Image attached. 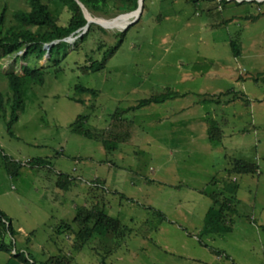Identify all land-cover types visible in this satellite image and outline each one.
<instances>
[{
  "label": "rangeland",
  "instance_id": "1",
  "mask_svg": "<svg viewBox=\"0 0 264 264\" xmlns=\"http://www.w3.org/2000/svg\"><path fill=\"white\" fill-rule=\"evenodd\" d=\"M42 1L57 24L68 23L67 6ZM116 2L108 0V13L83 9L107 19L133 12H122ZM28 10L27 0H0L5 27L15 24V11ZM126 29L92 22L83 40L73 32L51 59L48 47L40 59L35 51L25 60L24 50L0 55V211L8 220L0 234L8 251L0 248V264L10 258L17 264H264L263 169L259 185L257 174L238 176L239 202L219 224L228 232L201 231L203 206H212L208 195L197 202L192 190L170 187L184 180L216 192L212 180L224 177L233 152L246 162L263 156L264 0H143ZM94 63L101 67L87 69ZM25 64L43 67L44 82L23 87L12 136L7 73L22 75ZM168 89L176 95L130 109ZM254 97L261 100L250 113ZM188 116L192 126L183 128ZM77 118L89 136L71 130ZM214 128L223 131L220 141L208 138ZM173 149L174 158L168 155ZM35 158L46 162L26 164ZM10 164L19 167L17 175L8 172ZM96 176L106 178V188ZM58 178L69 188H58ZM178 200L184 206L176 207ZM187 203L194 206L192 224L182 221ZM95 205L126 232L112 239L101 228L82 242L57 232L61 222L77 231V209ZM16 251L22 259L13 257Z\"/></svg>",
  "mask_w": 264,
  "mask_h": 264
},
{
  "label": "trees",
  "instance_id": "2",
  "mask_svg": "<svg viewBox=\"0 0 264 264\" xmlns=\"http://www.w3.org/2000/svg\"><path fill=\"white\" fill-rule=\"evenodd\" d=\"M30 6V10L28 11H15L13 13V19L15 24L5 27V19L4 15L0 14V55L8 56L13 55L14 53H18L21 50H24L22 54V58H25L30 54L31 51L37 52V58L40 59L44 56L45 50L42 48L44 44L51 43L56 41V43L52 44L50 47V59L52 58V52L66 44L63 40L68 37L72 32L84 26L86 23V19L83 15L82 9L78 4V1L84 4L88 9L97 12L108 13L109 5L108 0H54L60 3H63L71 12V16L66 25L57 24L56 20L53 18L52 13L48 9L47 3L42 0H27ZM227 2V0H223ZM117 9H120L122 12L132 11L137 8V0H118ZM249 18V17H246ZM90 22L89 24H91ZM91 27V26H90ZM125 29V28H124ZM123 29V30H124ZM90 28L88 29V31ZM127 30V29H126ZM125 30V31H126ZM88 31L81 36V40H83ZM124 31V32H125ZM233 45V54L235 56L240 55V49H238L234 43ZM106 59V56L103 58V61ZM102 61V62H103ZM101 67V64H92L87 67V69H91L93 71L98 70ZM23 73L22 75H17L15 73H7L8 85L11 92V97L7 100L8 104L11 108V120L7 123V131L9 134L14 136L12 132V124L17 119V111L22 106V91L23 87L30 84H43L44 82V71L43 67H30L27 64L23 65ZM80 91L91 92L95 95V91L83 86L78 87ZM176 95L175 91L166 90L158 95L151 96L149 98H145L139 100L138 104L130 109L139 108L151 103H160L165 100ZM3 98L0 96V118H5V107H4ZM116 112V116L119 113ZM80 118H77L75 122L71 124V130L73 132H77L80 134H84L89 136V132L83 129L79 124ZM84 120V119H82ZM81 120V121H82ZM83 122V121H82ZM215 130L209 131V138L211 139L213 136L220 141L222 136V131L219 128H214ZM215 141V140H214ZM213 141V142H214ZM230 166L225 169L226 177H222L219 181L218 178H213L212 184H219V188L216 192L212 191V193L205 192L204 194L208 195L211 199L212 206L209 211L206 213L204 217V226L201 231L203 233H220V232H228L229 226H219V224L225 223L227 221V212L234 210L233 204L238 202V190L239 184L236 181H232V176L241 175V174H250L255 175L258 173V162L254 159H248L247 162L244 159H235L231 158ZM45 160L42 158L30 159L28 161V165L31 166H42L45 164ZM8 172L11 175L18 174L19 167H13L7 165ZM61 178V177H60ZM57 180V187L61 189H68L70 183L65 179ZM226 196H221L222 194ZM158 213L162 218H165L164 214L161 212ZM8 220L0 211V234L6 232V222ZM232 222V219L230 220ZM72 222L77 226V231L73 228L72 223L61 222L58 226L60 232H70L75 234L77 239L82 241H87L91 238L98 229L105 228V231L113 237L121 236L126 232L125 227H123L119 221L115 218H112L108 214H106L103 209H100L99 206H91L85 207L82 206L77 209L76 216L72 219ZM10 225V224H9ZM11 232V225L8 228ZM12 234V232H11ZM117 242H115L114 247H117ZM113 247V249H115ZM4 250L8 251L7 246H0ZM112 249V250H113ZM13 252V250H12ZM18 251L13 257L19 256ZM8 264H17L16 260H12V258L8 259ZM20 261V260H19Z\"/></svg>",
  "mask_w": 264,
  "mask_h": 264
},
{
  "label": "crops",
  "instance_id": "3",
  "mask_svg": "<svg viewBox=\"0 0 264 264\" xmlns=\"http://www.w3.org/2000/svg\"><path fill=\"white\" fill-rule=\"evenodd\" d=\"M234 97H232V99H233ZM256 100H261L260 98H256V97H254V98H252V102H253V105L252 106H250V104H248L247 103V107H250V113H251V108H255V101ZM186 120L187 121H182L183 123H182V127L183 128H186V127H191L192 126V121H191V118H190V116H188V118H186ZM174 127L175 126H173L172 127V130H173V132H174ZM123 130V129H122ZM125 131H128L127 129H125ZM222 133H223V131H222ZM204 134V136L206 137V139H208L209 138V136H208V138H207V134L205 135V133H203ZM186 135V134H185ZM187 136H188V139H190V136H191V134L189 133V134H187ZM207 143L209 144V146H211L210 145V143H209V141H207ZM209 148H211V147H209ZM221 148V150H227V148H225L224 146H221L220 147ZM178 150H179V147L177 148ZM211 150V149H210ZM234 151V150H233ZM176 152V149H173V152L171 153V151H170V153H168V155H169V157H173L174 158V153ZM235 153L236 152H233L232 154H233V156L235 157ZM228 155H229V151H228ZM261 155V154H260ZM223 157H225V156H223ZM249 159H251V158H249ZM252 159H255L256 161H258L259 163H260V166H259V168H258V173L259 174H257L258 175V178L256 179V181H257V184L259 185L262 181V172L260 171V169H263L264 170V153H263V156H259L258 154L255 156V157H253ZM226 169V167L224 168V170ZM241 175H247V174H241ZM238 176H240V175H235V176H232V181H236L237 183H238ZM213 177V176H212ZM212 177H210V178H212ZM224 177H226V173H225V175H224ZM95 178H97L98 180H100V182L103 184V186L102 187H104V186H106V182H107V180H106V178H100V177H95ZM209 178V179H210ZM244 182V178H241L240 179V183H243ZM204 183V182H203ZM205 185V184H204ZM203 184H200V185H198V186H194V185H192V186H189V183L188 182H186V181H184V180H181V181H179V182H176V183H173V184H170V187L171 188H173L174 190H181V189H183V191L182 192H186V194H188L187 192L188 191H193L194 192V195H196V197H195V200L197 201V202H201V200H203V199H201L200 198V196H202V198H203V196H205L206 194H204V189L206 188L205 186H204ZM207 186V185H206ZM217 186H219V184H217ZM77 188V192H79L80 190H79V188L78 187H76ZM104 188H106V187H104ZM239 189H240V185H239ZM239 191V190H238ZM238 195V194H237ZM238 197V196H237ZM195 200H194V202H195ZM181 200H178V202H176V207H182V206H184V205H182L181 204ZM186 202V201H185ZM238 202H239V199H238ZM187 204H189L190 205V203H187ZM186 205L185 207H184V210H185V212H186V214H183V217H185L182 221H184V223H189V224H192V223H194V222H189V220L191 219V216L190 215H193L194 214V206L193 205ZM204 208H205V212H204V214H203V216H205L206 215V213L209 211V209H210V207L211 206H207L206 207V205H204L203 206ZM183 217H181V218H183ZM185 221H187V222H185ZM175 222H176V220H175ZM187 223V224H188ZM200 224V223H199ZM262 225H264V224H262ZM203 226H201V228H202Z\"/></svg>",
  "mask_w": 264,
  "mask_h": 264
},
{
  "label": "bare ground",
  "instance_id": "4",
  "mask_svg": "<svg viewBox=\"0 0 264 264\" xmlns=\"http://www.w3.org/2000/svg\"><path fill=\"white\" fill-rule=\"evenodd\" d=\"M139 13V10H135L133 12L127 13V14H121L118 16H115L113 18H102V17H93L90 13L86 12V18L87 21L90 22H96L99 23L100 25L107 27V28H112V29H117V30H123L124 28L127 27V25L137 17V14Z\"/></svg>",
  "mask_w": 264,
  "mask_h": 264
},
{
  "label": "water",
  "instance_id": "5",
  "mask_svg": "<svg viewBox=\"0 0 264 264\" xmlns=\"http://www.w3.org/2000/svg\"><path fill=\"white\" fill-rule=\"evenodd\" d=\"M260 1H262V0H260ZM78 4H79V6L81 7L82 12H83V15H84V17H85V19H86V23H85V25L82 26V27H80L79 29H80V30L83 29V31H84V33H85V30H87V28H88V26H89L90 24H89V22L87 21V18H86V15H85L84 9H83V4H82L81 2H79V1H78ZM142 4H143V0H137V8H136L135 10H139V13L141 12ZM133 11H134V10H133ZM139 13H138V16H137L135 19H133V20L127 25V27H128L129 25H131L132 23H134L135 21H137V19H138V17H139ZM127 27H126V28H127ZM126 28H125V29H126ZM64 40H65V39H64ZM52 44H54V43H53V42L50 43V44L48 45V47H50Z\"/></svg>",
  "mask_w": 264,
  "mask_h": 264
},
{
  "label": "clouds",
  "instance_id": "6",
  "mask_svg": "<svg viewBox=\"0 0 264 264\" xmlns=\"http://www.w3.org/2000/svg\"><path fill=\"white\" fill-rule=\"evenodd\" d=\"M258 1H260V0H258ZM132 11H133V10H132ZM129 26H130V25H129ZM75 31H76V32H75ZM75 31H74L75 33L72 35L73 38H74V36H79V35L82 36L83 33H84V32L81 33V30H80V29H77V30H75ZM72 33H73V32H72ZM72 33H71V34H72ZM71 34H70V35H71ZM84 34H85V33H84ZM70 35H69V36H70ZM66 38H67V37H66ZM66 38H64V39H66ZM64 39H63V40H64ZM64 41H66V40H64ZM56 42H57V40H56ZM56 42L53 41V43H56ZM51 43H52V42H51ZM49 44H50V43L44 44L42 48H43L44 50H46L45 48H47ZM45 45H46V47H45ZM50 47H51V46H50ZM50 47H48L47 49H49ZM45 54H46V51H45ZM45 54H44V55H45ZM28 161H29V160L26 161V164L28 163ZM39 167H41V166H39Z\"/></svg>",
  "mask_w": 264,
  "mask_h": 264
},
{
  "label": "built area",
  "instance_id": "7",
  "mask_svg": "<svg viewBox=\"0 0 264 264\" xmlns=\"http://www.w3.org/2000/svg\"><path fill=\"white\" fill-rule=\"evenodd\" d=\"M223 0H215V2L216 3H219V5H221V2H222ZM227 1H231V0H227ZM235 1H238V2H243L244 0H235ZM74 37H76V36H74ZM45 47H46V45H45Z\"/></svg>",
  "mask_w": 264,
  "mask_h": 264
}]
</instances>
